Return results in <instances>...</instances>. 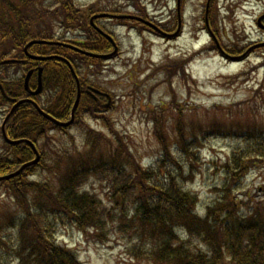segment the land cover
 <instances>
[{
  "label": "rangeland",
  "instance_id": "obj_1",
  "mask_svg": "<svg viewBox=\"0 0 264 264\" xmlns=\"http://www.w3.org/2000/svg\"><path fill=\"white\" fill-rule=\"evenodd\" d=\"M78 5L82 9L91 8L92 15L98 10L112 11L115 19L100 18L90 24L97 32L96 26L112 35L119 45V53L105 60L104 67H96L91 64V58L101 56L91 55L108 56L113 49L102 52L84 34L85 37L72 41L93 45L87 48L79 45L80 52H86L87 57L78 66L82 67L81 72L77 62L63 59L72 72L80 74L81 77H76L79 82L83 80L93 92L102 93L104 89L113 100L105 112L99 113L101 106L97 112L90 109V115L78 119L69 129L51 127L47 146L43 140L39 142L43 147L39 149L40 164L28 169L26 179L55 187L57 179L66 176L68 170L82 165L87 169L92 164V153L99 162L115 159L116 169L127 172L156 166L165 158L164 169L174 172L183 188L197 195V210L203 216L208 207L216 206L225 197L223 166L229 156L245 149L247 141H253L254 151L264 149V47H255L264 43V30L257 24L258 17L264 13V0H78ZM127 14L141 15L170 34L178 30L181 16V35L161 37L148 25L130 21L132 17ZM207 22L219 49L242 59L232 61L222 57L206 28ZM56 31L62 34L63 29L57 26ZM73 33L76 35L67 33V36H81L79 32ZM58 74L59 70L49 71L48 84ZM21 76L26 82L27 74L22 72ZM41 86L35 95L40 104L35 99L34 103L41 108L52 106L50 89ZM107 102L102 100L101 104ZM9 110V105L0 107V128ZM221 125L226 128L224 134L216 133L221 131L218 128ZM195 128L205 130L204 137L194 133ZM93 129L103 133L111 143L99 144ZM232 131L253 134L236 137ZM193 134L199 138H193ZM5 148L0 131V154ZM248 155L253 159L256 153ZM250 159L248 165L244 164L245 178L233 184L236 207L245 206L251 200L250 205L257 206L264 199L262 195L256 200L264 191V163ZM119 163L125 167L119 168ZM231 173L234 177L237 172ZM99 179L88 176L80 189L97 195L102 203L104 210L99 212L108 217L103 227L89 228L87 232L75 226L59 228L57 242L78 252L83 264H161L150 248L142 245L143 238L134 239L128 230L131 223L113 202L115 198L107 183ZM32 196L33 203L42 199L37 193ZM17 204L11 191L0 182V236L6 242L0 243V255L4 260L9 259L17 246V224L22 220ZM129 209L126 203L124 210ZM238 209L240 216L249 211ZM10 264L18 262L14 260Z\"/></svg>",
  "mask_w": 264,
  "mask_h": 264
},
{
  "label": "trees",
  "instance_id": "obj_2",
  "mask_svg": "<svg viewBox=\"0 0 264 264\" xmlns=\"http://www.w3.org/2000/svg\"><path fill=\"white\" fill-rule=\"evenodd\" d=\"M92 13L91 8H80L78 0H0V107L9 105L11 108L18 100L28 97L21 74L26 71V67L32 69L42 65L43 86L50 89L48 95L52 99V106L42 109L59 120L68 118L77 96V82L63 58L77 62L78 67L82 66L81 63L87 57L62 45L34 44L29 48L30 53L59 58L38 62L29 59L24 50L33 40L68 42L87 48L93 45L72 42L77 37L87 35L95 41L96 48L105 52L111 48V43L91 26L88 18ZM57 26L63 29L62 34L65 35L56 31ZM64 29L67 31L64 32ZM73 32H79L81 36H67V33L75 34ZM10 59L20 61L4 63ZM103 62L104 59L91 58V64L96 67H100ZM54 69L59 70V74L50 78L48 84L47 73ZM81 70L82 67H78L79 73ZM79 73L76 75L81 77ZM79 80L82 86L87 84ZM32 84L31 79L30 85ZM34 99L40 104L39 98ZM85 109L97 112L100 104L89 95H83L76 115ZM106 120L107 118L105 123ZM51 127L66 130L45 119L33 104L24 103L15 110L6 131L14 139H30L42 150L39 142L43 140V145L47 146L46 140L50 139L48 132ZM218 128L221 131L217 130L216 133L226 132L223 125ZM204 131L201 128L193 130L194 133L203 134V137ZM92 132L99 144L103 141L107 145L111 143L100 131L93 129ZM234 134L237 137L238 134L253 133L232 131V135ZM193 135V138H199L198 135ZM185 141L183 133L184 145ZM246 143L248 145L245 149L234 152L224 164L225 197L216 206L208 207L204 217L196 211L199 205L197 195L183 188L173 175L174 172L164 169L165 158L156 166L127 172L125 169H116L115 159H101L99 162L96 154L92 153V164L87 169L82 165L78 169L68 170L66 176L57 179L55 187L42 185L39 181H28L27 169L20 176L2 182L18 202L16 206L22 220L17 224V246L8 260L0 255V264H10L14 260L18 264H83L78 252L57 242V231L70 226L83 232H87L89 228L99 230L108 219L99 212L104 207L97 195L80 189L82 182L87 181L90 175L97 179L101 176L99 180L107 183L115 198L113 202L131 223L128 230L132 231L134 239L143 238L142 245L150 248L161 264H264V199L259 200L257 206H251V200L245 206L236 207L238 202L232 195L233 184L246 176L247 169L243 168L245 163L248 165V154L256 153L250 160L264 163V149L254 151L253 141ZM4 145L6 148L0 154V174L13 172L34 156L29 143L9 145L4 142ZM128 155L131 162V156ZM106 166L109 169H100ZM118 166L125 167L122 163ZM140 167L143 168L141 165ZM232 170L237 172L234 177ZM33 193L39 194L42 199L38 198L33 203ZM262 195L264 196V191L257 195L256 200ZM126 203L130 205L129 211L124 210ZM241 207L249 210L244 216L239 215L238 208ZM15 212L17 214V210ZM1 242L6 243L0 236Z\"/></svg>",
  "mask_w": 264,
  "mask_h": 264
},
{
  "label": "water",
  "instance_id": "obj_3",
  "mask_svg": "<svg viewBox=\"0 0 264 264\" xmlns=\"http://www.w3.org/2000/svg\"><path fill=\"white\" fill-rule=\"evenodd\" d=\"M207 10H208V7H207ZM108 15H109V14H99V15H95V16H93V17L91 18V22L94 23V19H95V18L103 17V16H108ZM263 19H264V15H263L262 17H260V19H259V21H258L259 26L264 27V25L262 24V20H263ZM139 20L142 21V19H139ZM147 23H148V22H147ZM148 24H149V23H148ZM96 28H97V30H98L99 32H101L103 35H105L106 37H108V38L114 43L113 39H112L109 35H107L105 32H103V31H102L100 28H98L97 26H96ZM42 42H43V41H33V42H30V43L26 46V48H25L26 52L28 51V48H29L31 45L36 44V43H42ZM78 50L80 51V49H78ZM116 51H117V47L115 48L114 53H116ZM114 53H113V54H114ZM85 54H86V52H85ZM87 55H91V54H87ZM29 56H30V58H32V59H36V60H37V59H38V60H45L46 58H49V57H43V56H35V55L33 56V55H31V54H30ZM91 56L107 57V56H102V55H91ZM108 56H110V55H108ZM31 74H32V71H30V72L28 73V75H27V79H26V83H25V84H26V89H28V90H29L28 80H29ZM41 74H42V68H41L40 71H39V81H40L39 87H38V89H37L33 94H38V93L41 91V87H42V86H41ZM79 99H80V90H79V92H78V97H77V100H76V102H75L74 108H73V110H72V116H74V112H75V110H76V108H77V106H78ZM27 102H33V101L28 100V99H23V100L18 101V102L14 105V107L11 109L10 113L7 115V117H6V119H5L4 123H3V126H2L3 135H4L5 139H6L9 143L17 144V143H21V142H24V141L26 142V140H17V141H14V140L9 139L8 136H7V133H6V129H5V127H6L7 122L9 121V119L11 118V116L13 115L14 111L16 110V108H17L18 106H20L21 104H23V103H27ZM33 103H34V102H33ZM34 105H35V107L38 109V111H39L40 113H42L46 118L50 119L51 121H53V122H55V123L61 124L60 122L56 121V120L53 119L51 116H49L48 114L44 113V111H42L36 103H34ZM71 122H72V120L69 121V122H67V123H64V125H69V124H71ZM27 142H28V141H27ZM33 147H34V146H33ZM39 159H40V155H39L38 152H37V158H36L34 161L29 162V163L23 165V166H22L17 172H15V173H13V174H10V175L4 176V177H0V179H3V178H5V179H9V178H12V177L18 175L22 170H24L25 167L30 166L31 164H35L36 162H38Z\"/></svg>",
  "mask_w": 264,
  "mask_h": 264
},
{
  "label": "flooded vegetation",
  "instance_id": "obj_4",
  "mask_svg": "<svg viewBox=\"0 0 264 264\" xmlns=\"http://www.w3.org/2000/svg\"><path fill=\"white\" fill-rule=\"evenodd\" d=\"M83 92H84V94L90 95L95 101L100 102V103H101L102 99H106L105 96L100 95V94H97L96 95L97 98H95V96L93 95L94 92L88 86H85L84 88H82V95H83Z\"/></svg>",
  "mask_w": 264,
  "mask_h": 264
}]
</instances>
